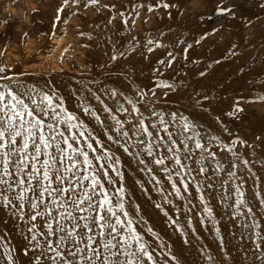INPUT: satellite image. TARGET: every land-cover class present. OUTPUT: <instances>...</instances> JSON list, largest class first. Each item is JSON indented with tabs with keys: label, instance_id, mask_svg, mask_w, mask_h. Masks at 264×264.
<instances>
[{
	"label": "rangeland",
	"instance_id": "1",
	"mask_svg": "<svg viewBox=\"0 0 264 264\" xmlns=\"http://www.w3.org/2000/svg\"><path fill=\"white\" fill-rule=\"evenodd\" d=\"M169 2L176 7L161 8L153 13L142 7L138 10L139 16H135L132 13L135 4H154L156 0H100L99 6L89 7H84V0H80L79 5L68 6H64V0H0V67L7 70L5 74L10 78L3 82H19L62 98L63 106L88 124L119 158L117 167L123 179L115 173L112 179L117 181L116 187L120 183L124 185L126 208L132 213L137 231L156 248L160 264L165 261L167 264H259L247 233L244 240L240 239L241 232H245L238 226L244 222L243 217L232 218V209L226 207L232 200L220 201L229 186H234L226 173L213 177L214 187L208 190L214 209V219L210 220L196 191L202 182L207 183L205 177L195 172L186 174L191 181L189 191L180 199L168 195L172 187L167 174L152 164V158L144 155L142 148L139 154L145 165L138 163L135 139L128 141L132 154L124 153L81 111L82 103L91 104L98 111L101 109L94 95L115 108L117 104L106 94L108 89L123 93V97L116 98L121 102L125 98L137 99V90L144 89L146 103L138 105L141 111L151 105L165 113L177 112L188 117L206 136L218 137L226 144L236 138L246 141L252 147L238 143L235 150L242 159L256 161L251 165L256 176L250 175L242 165L238 176L244 178L246 195L257 216L264 220V207H259L254 197L255 192H264V167L259 163L264 160V101L258 99L264 97V0ZM103 5H115V9ZM222 9L232 11L223 12ZM119 12H124L129 19L127 27L121 22ZM113 16L116 19L109 23ZM149 34L161 38L166 46L148 52L144 44ZM133 37L139 41L135 48ZM189 44L192 47L185 59L184 49ZM117 52L126 55L113 60ZM168 52L176 56L171 68L157 63L170 59ZM157 68H164L162 78L177 85L167 97L163 89H155L156 96L148 91L161 78L155 72ZM202 72L205 75L201 76ZM237 102L244 111L238 116L229 115ZM100 115L107 117L103 112ZM110 125L111 121L106 119V126ZM217 151L226 166L233 162L231 153ZM194 159H200L199 155ZM146 166L153 168L152 174L142 170ZM153 174L160 180L159 185L150 183ZM176 179L173 175V180ZM157 188L164 190L171 203L164 201ZM157 204L163 205L169 216L179 220L183 232L169 223ZM148 228L154 230L159 240L154 241ZM216 228L224 239V251L220 249ZM5 232L11 235L17 249V264H31L32 253L23 254L27 245L26 228L10 212L0 208V234ZM161 242L167 247L158 248ZM202 249L213 260H208ZM245 249L248 250L247 258ZM161 252L166 255H160ZM172 255L177 257L176 261L171 259Z\"/></svg>",
	"mask_w": 264,
	"mask_h": 264
},
{
	"label": "snow or ice",
	"instance_id": "2",
	"mask_svg": "<svg viewBox=\"0 0 264 264\" xmlns=\"http://www.w3.org/2000/svg\"><path fill=\"white\" fill-rule=\"evenodd\" d=\"M70 4L79 5L80 0H64V6ZM93 5L99 6L100 0H84V7ZM103 7L115 9V5ZM142 7L153 13L176 5L169 0H156L154 4L137 3L132 7V13L139 16L138 10ZM118 15L127 27L129 19L125 18V13L119 12ZM114 19L116 16L111 17L109 23ZM132 42L133 48L139 43L136 37ZM165 46L161 38L151 34L144 44L148 52ZM191 47L189 44L184 49L185 59ZM125 55V52H117L112 59ZM167 55L170 59H161L157 63L171 68L176 56L172 52ZM6 71L0 67V208L10 212L26 228L24 239L27 245L23 254L32 253L31 264H160L156 248L137 231L132 213L126 208L124 185L120 183L116 187L117 181L112 179V173L123 179L117 167L119 158L89 129L88 124L63 106L62 98L19 82L4 83L10 80ZM155 72L161 78L148 91L156 96L155 89H163L167 97L177 85L162 78L164 68H157ZM106 94L117 104L115 108L94 95L93 99L102 106L101 109L98 111L91 104L82 103V113L94 120L103 129L107 140L122 148L124 153L132 154L128 141L135 139L138 163L145 165L139 154L142 148L143 154L152 158V164L167 174L172 187V193L168 195L183 198L191 183L186 174L195 172L205 177L207 183L202 182L196 191L206 217L214 219L208 190L214 187L213 177L226 173L234 186H229L220 201L232 200L226 205L232 209V218L239 220L243 217L244 221L238 225L245 230L241 232L240 239L244 240L247 233L255 259L264 264V220L257 216L246 195L244 178L238 176L241 165L250 175L256 176L251 167L256 161L242 159L235 150L238 143L240 146H252L239 138L226 144L218 137L206 136L188 117L177 112L165 113L151 105L141 111L138 105L146 103L144 89L137 90V99L125 98L123 102L116 98L124 94L115 89L106 90ZM258 99L264 101V97ZM243 111L237 102L229 115L238 116ZM100 112L107 117L102 118ZM106 119L111 121L110 127L106 126ZM217 149L231 153L233 162L226 166ZM197 155L200 159H194ZM259 163L264 167V160ZM193 164L197 167L193 168ZM142 170L153 173L151 167L146 166ZM173 175L176 180H173ZM237 180L240 182L235 183ZM150 183L159 185L160 180L153 174ZM156 190L161 192L166 203H171L162 188ZM254 197L259 202L258 206L264 207V192L257 191ZM156 206L164 211L163 205ZM164 215L177 231L183 232L178 219L169 216L167 211ZM147 231L154 241L159 240L153 229L148 228ZM215 231L220 249L224 251V239L219 228ZM157 247L164 249L167 245L161 242ZM16 251L11 235L7 232L0 234V264H17ZM202 252L208 260H213L209 253L203 249ZM160 255L166 254L161 252ZM244 255L247 258V249ZM171 259L176 261L177 257L172 255Z\"/></svg>",
	"mask_w": 264,
	"mask_h": 264
}]
</instances>
